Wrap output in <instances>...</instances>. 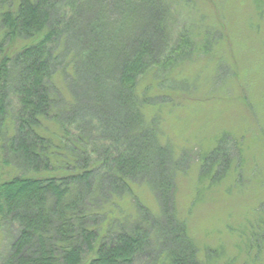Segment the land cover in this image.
Listing matches in <instances>:
<instances>
[{
  "label": "trees",
  "instance_id": "obj_1",
  "mask_svg": "<svg viewBox=\"0 0 264 264\" xmlns=\"http://www.w3.org/2000/svg\"><path fill=\"white\" fill-rule=\"evenodd\" d=\"M169 11L167 0H0V172L14 167L0 174V229L13 232L0 264H137L154 240V264H209L178 215L183 157L151 116L166 96L151 91L196 52ZM225 143L203 177L232 166ZM142 187L160 218L136 199ZM125 199L137 222L115 215Z\"/></svg>",
  "mask_w": 264,
  "mask_h": 264
},
{
  "label": "rangeland",
  "instance_id": "obj_2",
  "mask_svg": "<svg viewBox=\"0 0 264 264\" xmlns=\"http://www.w3.org/2000/svg\"><path fill=\"white\" fill-rule=\"evenodd\" d=\"M167 2L173 28L189 31L196 46L166 88L151 91L166 94L151 116L159 114L162 142L184 161L176 181L179 218L202 261L264 264V0ZM224 143L232 166L203 177L205 154ZM13 170L7 165L0 174ZM137 198L161 217L150 189L137 190ZM137 205L125 199L115 215L121 223L131 216L137 222ZM12 237L8 227L0 229V255ZM156 245L137 264H154Z\"/></svg>",
  "mask_w": 264,
  "mask_h": 264
}]
</instances>
